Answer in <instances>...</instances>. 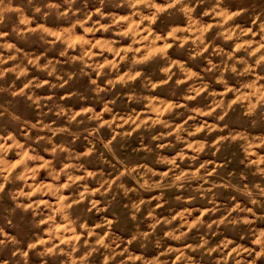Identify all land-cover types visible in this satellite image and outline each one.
Wrapping results in <instances>:
<instances>
[{
	"label": "clouds",
	"instance_id": "1",
	"mask_svg": "<svg viewBox=\"0 0 264 264\" xmlns=\"http://www.w3.org/2000/svg\"><path fill=\"white\" fill-rule=\"evenodd\" d=\"M0 264H264V0H0Z\"/></svg>",
	"mask_w": 264,
	"mask_h": 264
}]
</instances>
